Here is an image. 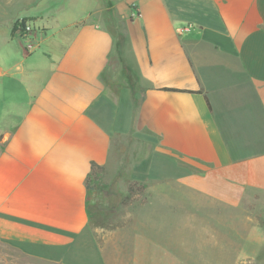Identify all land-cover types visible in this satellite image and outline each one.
Here are the masks:
<instances>
[{
    "label": "crops",
    "instance_id": "1",
    "mask_svg": "<svg viewBox=\"0 0 264 264\" xmlns=\"http://www.w3.org/2000/svg\"><path fill=\"white\" fill-rule=\"evenodd\" d=\"M6 2L0 244L44 264L256 259L264 245V0ZM17 19L35 32L24 37ZM117 62L136 73L137 109L128 80L112 88ZM133 138L147 149L130 181L153 192L133 222L93 225L92 162L107 169Z\"/></svg>",
    "mask_w": 264,
    "mask_h": 264
},
{
    "label": "rangeland",
    "instance_id": "2",
    "mask_svg": "<svg viewBox=\"0 0 264 264\" xmlns=\"http://www.w3.org/2000/svg\"><path fill=\"white\" fill-rule=\"evenodd\" d=\"M6 3V0H0V5ZM16 25L24 37L35 32V28L31 21L26 19H17ZM117 64L119 66L120 75L118 83L113 81L112 88L120 92L121 88L124 86L123 84L125 83V80H128V90L129 92H132L133 100H135L137 109L141 99V92L137 86L136 73L125 68L120 62H117ZM145 149H147V147H145L144 142L135 138L132 140L130 139L125 144L120 142L115 151V157L112 159L111 164L108 165L107 169H98L99 172L97 175L92 174L90 176L89 184L92 187V190L90 191V211L93 216V225L115 228L120 225H125L128 221L133 222V217L139 208H141L147 201L149 197L148 193L153 192L152 190H147L145 188V190L141 192L138 191L131 200H127L124 203L125 196L127 195V188H124V186L126 183L128 184L130 182L134 170L142 171L144 168L143 154L146 152ZM169 180L173 179L169 178ZM185 216L190 217V215H187L186 213ZM257 216L264 232V217L260 213H258ZM0 264L44 263L27 258L14 248L0 244ZM244 264H264V245L262 253H260L256 259H247Z\"/></svg>",
    "mask_w": 264,
    "mask_h": 264
},
{
    "label": "trees",
    "instance_id": "3",
    "mask_svg": "<svg viewBox=\"0 0 264 264\" xmlns=\"http://www.w3.org/2000/svg\"><path fill=\"white\" fill-rule=\"evenodd\" d=\"M166 90H173V91H187V92H194V90H188V89H178V88H164ZM103 167H101L100 165H98L96 162H92V172L90 173V176L92 174H96L99 172L98 169H102ZM90 176L88 178V190H89V195H88V198H89V202H88V208L90 210V199H91V196H90V191L92 190V187L90 186L89 184V179H90ZM145 190V185L143 183H140L138 181H130L128 183V188H127V195L125 196V199H124V203L125 201H129L131 200L134 195L138 192V191H143ZM90 214H91V220H93V216H92V213L90 211Z\"/></svg>",
    "mask_w": 264,
    "mask_h": 264
},
{
    "label": "built area",
    "instance_id": "4",
    "mask_svg": "<svg viewBox=\"0 0 264 264\" xmlns=\"http://www.w3.org/2000/svg\"><path fill=\"white\" fill-rule=\"evenodd\" d=\"M182 30H184V28H183V29H181V31H182Z\"/></svg>",
    "mask_w": 264,
    "mask_h": 264
}]
</instances>
